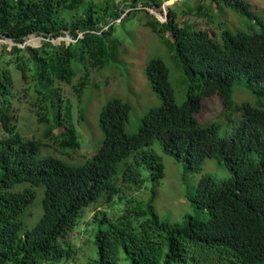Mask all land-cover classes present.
Here are the masks:
<instances>
[{"label": "trees", "instance_id": "obj_1", "mask_svg": "<svg viewBox=\"0 0 264 264\" xmlns=\"http://www.w3.org/2000/svg\"><path fill=\"white\" fill-rule=\"evenodd\" d=\"M124 1L130 13L141 7L140 0ZM214 1L247 14L261 31L224 30L219 41L189 19L204 15L202 4L191 6L184 19L175 11L166 22L151 14L147 25L154 33L171 36L167 45L188 78V97L179 104L166 62L149 61L146 75L162 104L144 115L136 134H128L130 104L110 101L100 115L99 151L75 166L54 156L41 158L44 142L20 134L17 105L28 104L37 114L46 139L61 149H79L74 105L63 84L72 85L81 68L85 75L74 93L82 97L90 70L107 63L105 36L114 35L126 13L109 0H0V39L16 44L0 49V264L77 260L70 237L86 207L103 198L113 203L120 184L143 188L144 169L154 187L164 178L162 159L152 149L155 141L189 170L200 173L206 160L216 159L230 171L226 180L204 176L187 194L194 207L209 214L208 221L162 220L153 207L155 191L147 210L125 207L113 219L99 210L94 216L98 257L87 264H120L123 258L130 264H264V21L244 0ZM148 3L144 6L159 0ZM34 34L46 39L41 47H18ZM67 36L71 44L52 42ZM241 78L261 86L257 103L234 104L233 86ZM215 95L237 112L239 124L228 137L219 135L217 122L201 123L197 117ZM121 164L123 178L115 182ZM41 187L46 190L43 215L27 228L21 216H30Z\"/></svg>", "mask_w": 264, "mask_h": 264}, {"label": "rangeland", "instance_id": "obj_2", "mask_svg": "<svg viewBox=\"0 0 264 264\" xmlns=\"http://www.w3.org/2000/svg\"><path fill=\"white\" fill-rule=\"evenodd\" d=\"M93 1L101 3L106 0ZM109 1L115 4V9L120 8L121 13L126 15L121 16L122 21L117 20L114 35L105 36L110 50L105 67L90 70L88 83L80 99L74 93V86L85 75V71L77 68L79 71L73 84H63L65 94L72 99L74 105L73 119L81 147L76 150L61 149L54 140L46 139V126L41 124L30 106L24 103L17 105L20 134L24 138H37L44 142L41 158L54 156L75 166L83 165L92 159L104 141L100 124L101 112L112 100L119 99L130 104L126 131L128 134H136L144 115L151 108L162 104L160 96L155 93L146 75L147 64L155 58H162L171 70V83L176 92L177 102L183 104L186 101L189 90L188 78L167 45V39L171 36H160L147 25L151 14L157 16L162 22H166L175 11L179 18L184 19L191 6L202 4L204 15H190L189 19L196 23L198 29L213 31L219 41L224 30L233 33L261 31V26L247 14L224 2L218 5L214 0H159L158 5L146 7L144 4H149L151 0H140L141 7L131 13L127 1ZM244 1L250 6L252 12L264 21V0ZM63 42L71 44L66 37H61L56 44ZM4 44L9 45L6 41L0 44V49ZM260 88L261 86L257 83H249L247 78L239 79L233 86L234 104L247 101L257 103ZM232 110L227 109L221 97L215 95L205 100L204 108L197 117L201 123L217 122L220 125L219 135L228 137L239 124L234 118L237 112ZM56 132L60 133V130ZM152 149L162 159L164 178L154 187L150 173L144 169L146 181L143 188L128 185L134 188L131 189L126 184H120L121 195H117L113 203L108 204L103 198L86 207L70 237L78 247L77 260H71L65 264H87L90 259H97L94 216L99 210H106L112 219L125 212V207L142 206L147 210L154 191L156 192L153 201L154 211L162 220L173 224H181L188 217H194L203 222L208 221L209 214L194 207L188 201L187 194L195 191L204 176L209 175L217 180H226L231 177L230 171L216 159H208L203 165V170L197 173L189 170L184 162L176 161L165 154L159 141L154 142ZM123 166L124 164L119 165L118 172L114 175L115 182H118L119 177L123 178L125 169ZM37 189L38 197L34 206L28 210L30 216L26 213L21 216L27 228H33L43 215V198L46 190L45 187ZM120 264L130 263L123 258Z\"/></svg>", "mask_w": 264, "mask_h": 264}, {"label": "water", "instance_id": "obj_3", "mask_svg": "<svg viewBox=\"0 0 264 264\" xmlns=\"http://www.w3.org/2000/svg\"><path fill=\"white\" fill-rule=\"evenodd\" d=\"M31 38H35L38 42L36 44L34 43H29V40ZM67 41L68 42H73V40L71 39L70 36H67ZM60 39V38H59ZM59 39H55L53 40L52 42L53 43H56ZM46 39L43 38L42 36H39L38 34H34V35H30L29 37H27L25 39V42L22 44V45H18V47L20 48H26V47H29V46H33V47H41L43 45V42L45 41ZM8 42L9 46L12 47V46H15L16 44L13 42V40L11 39H0V44L2 43H5V42Z\"/></svg>", "mask_w": 264, "mask_h": 264}]
</instances>
